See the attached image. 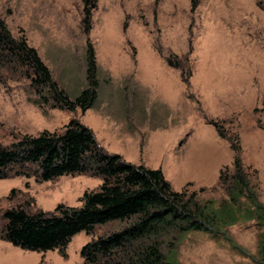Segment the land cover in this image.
<instances>
[{"label":"rangeland","instance_id":"rangeland-1","mask_svg":"<svg viewBox=\"0 0 264 264\" xmlns=\"http://www.w3.org/2000/svg\"><path fill=\"white\" fill-rule=\"evenodd\" d=\"M83 0H0V16L24 35L70 96L86 84V46L96 59L98 85L91 106L75 110L40 105L24 77L0 80V141L60 129L75 116L108 151L159 166L174 188L204 185L201 197L225 195L220 167L233 150L209 119L239 134L241 160L264 202V0H95L84 31ZM159 48V51H158ZM166 56L180 66L168 64ZM190 70L187 83L180 70ZM99 176L63 173L37 180L0 177V214L17 201L29 209L80 203ZM11 187L19 190L8 197ZM32 197V198H31ZM1 220V218H0ZM123 222L79 230L57 248H23L0 238V264H80L83 242ZM166 264H264V223L238 218L221 230L180 234Z\"/></svg>","mask_w":264,"mask_h":264},{"label":"trees","instance_id":"trees-1","mask_svg":"<svg viewBox=\"0 0 264 264\" xmlns=\"http://www.w3.org/2000/svg\"><path fill=\"white\" fill-rule=\"evenodd\" d=\"M196 2L192 0V6ZM94 6L95 0H83L84 31L91 25ZM165 58L168 64L180 66L176 59ZM85 62L86 84L70 96L52 77L36 48L24 35H14L0 16V80L6 76L27 78L37 104L69 110L91 106L98 79L90 42ZM182 70L181 80L187 83L190 70L186 74ZM208 121L233 150L231 164L220 167L217 175V185L225 194L218 203L200 196L204 185L189 189L187 181L174 188L159 166L135 163L119 152L106 150L92 128L75 116L60 129L43 128L21 133L8 143L0 141V177L22 174L44 180L87 172L101 179L96 188L82 192L78 204L59 201L51 209H29L26 198L6 206L0 214V238L23 248H57L65 255V245L77 231L88 233L95 224L119 220L123 222L120 226L81 244L80 264H166L183 232H214L251 216L264 223V202L241 160L239 134L234 131L232 136L218 120ZM18 190L11 187L8 197Z\"/></svg>","mask_w":264,"mask_h":264}]
</instances>
